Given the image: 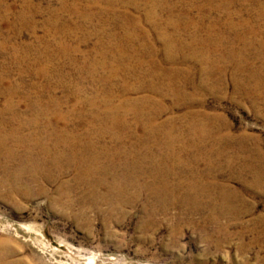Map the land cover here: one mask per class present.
Here are the masks:
<instances>
[{
    "label": "rangeland",
    "instance_id": "obj_1",
    "mask_svg": "<svg viewBox=\"0 0 264 264\" xmlns=\"http://www.w3.org/2000/svg\"><path fill=\"white\" fill-rule=\"evenodd\" d=\"M0 264H264V0H0Z\"/></svg>",
    "mask_w": 264,
    "mask_h": 264
},
{
    "label": "bare ground",
    "instance_id": "obj_2",
    "mask_svg": "<svg viewBox=\"0 0 264 264\" xmlns=\"http://www.w3.org/2000/svg\"><path fill=\"white\" fill-rule=\"evenodd\" d=\"M172 42H173L172 37H169L167 35V49L171 48L173 46ZM151 92H153V91L151 90ZM96 117L98 118V116H96ZM56 118L61 119V116L57 115ZM12 119H14V117ZM37 119H38V115H37V118H35L34 120H37ZM15 120H17V119H15ZM113 120H114V118H112V121ZM113 128L114 127H112L111 129H113ZM44 133L47 134L46 132H44ZM47 138H48V136H47ZM26 139L35 148L42 151V154L44 156H48V158L55 160L56 163H58V161L61 159V157L64 156V154L59 155L58 152H55L56 146H50V143H49L50 138H48V140H47L48 147L44 146L43 141L41 139H39V137H34L32 134L29 136V138L26 137ZM74 140L79 141V139H77V138H74ZM3 143H4V140H3ZM79 157H82V158H79ZM85 157H86V154L82 149H80V150L71 149V153H70L69 157L66 159V161L68 163H71V165H73L74 168L78 171V174L76 176L77 182H79V183L83 182L86 188L94 190V191H96L99 188L101 189L103 187H107V185H106L107 177H106V173H105V168H103V166H100L101 164H100L99 159L98 158H95L92 160L89 159V162L85 163L87 161ZM35 160L36 159L33 157V155H31L30 161H35ZM36 168H38V167L36 166ZM40 173H42V171ZM107 174H109L108 170H107ZM123 179H117L116 178L115 182L121 181ZM191 199H193V198H191ZM196 199H200L201 201L203 200L202 198H196ZM196 199L194 198V200H196Z\"/></svg>",
    "mask_w": 264,
    "mask_h": 264
}]
</instances>
